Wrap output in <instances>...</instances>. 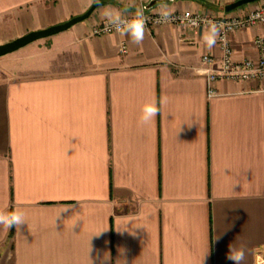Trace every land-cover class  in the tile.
Listing matches in <instances>:
<instances>
[{"label":"crops","instance_id":"crops-1","mask_svg":"<svg viewBox=\"0 0 264 264\" xmlns=\"http://www.w3.org/2000/svg\"><path fill=\"white\" fill-rule=\"evenodd\" d=\"M99 1L0 57V211L26 216L20 231L0 226V264H232L230 247L264 264V80L223 79L212 94L202 57L222 50L209 28L146 27L140 45L92 34L106 7L222 15L236 0ZM93 3L0 0V43ZM258 35L264 24L232 34L236 59L258 58ZM152 100L160 113L141 126ZM65 204L73 229L71 213L54 225Z\"/></svg>","mask_w":264,"mask_h":264},{"label":"built area","instance_id":"built-area-1","mask_svg":"<svg viewBox=\"0 0 264 264\" xmlns=\"http://www.w3.org/2000/svg\"><path fill=\"white\" fill-rule=\"evenodd\" d=\"M142 4L149 0H140ZM170 13L167 20L162 19L161 11L143 12L146 21V27L150 28L156 25L177 24L186 25L195 28H209L211 23H215L219 28L217 37L218 44L221 47L222 55L220 60L211 53L204 54L202 57L204 70L210 82V92L217 93L216 83L220 80L246 81L251 79L264 80V36L258 35L254 39V45L259 51L258 58L247 57L236 59L232 44V34L240 29L264 24V1L251 3L245 15H238L234 12H227L222 15H216L209 11L194 10H166ZM136 16L134 13H124L125 19H132ZM117 32L109 26L106 20L97 23L93 29V35H106ZM120 51L126 53L128 46L122 43Z\"/></svg>","mask_w":264,"mask_h":264},{"label":"clouds","instance_id":"clouds-1","mask_svg":"<svg viewBox=\"0 0 264 264\" xmlns=\"http://www.w3.org/2000/svg\"><path fill=\"white\" fill-rule=\"evenodd\" d=\"M94 2L98 3L99 0H94ZM160 15L162 19L167 20L170 13L166 10H162ZM102 17L106 20L107 24L114 28L118 33L129 37L132 43L136 45L143 43L146 30V21L141 11H137L134 18L125 19L118 11H114L106 7L102 11ZM219 31L220 28L215 23L210 24L209 30L204 37L209 48L215 45ZM163 102V100L160 101L161 104ZM141 113L142 114L138 123L141 126L148 125L149 123L153 122L160 113V107L157 105L155 100H152L143 105ZM69 213H71V215H68ZM65 215H68L67 220L71 221L72 229L77 225L78 221H81L79 214L75 212V205L65 204L56 214L54 225L57 221L63 220ZM25 224L26 216L24 212L20 210H13L11 212L0 211V226H3L5 229L11 230L15 228L17 231H20ZM204 259L205 256L203 257L202 264H204ZM226 259L231 261L232 264H244L245 251L242 248L238 249L230 247L226 254Z\"/></svg>","mask_w":264,"mask_h":264},{"label":"water","instance_id":"water-1","mask_svg":"<svg viewBox=\"0 0 264 264\" xmlns=\"http://www.w3.org/2000/svg\"><path fill=\"white\" fill-rule=\"evenodd\" d=\"M257 0H236L230 4L227 5L226 10L228 12L233 11L234 9H236L237 7L244 5V4H248V3H252L255 2ZM155 1L151 0L149 2V4L147 5L148 8H151L154 5ZM100 4V1L97 3H93V5H91V7L85 11L84 13L80 14V15H76L74 17H72L71 19L55 24V25H51L49 27L43 28V29H38V30H32L29 31L28 33L21 35L11 41H7L5 43H0V57L9 53H12L36 40L57 34L61 31H64L68 28H70L71 26H73L74 24L85 20L86 18H88L92 12L95 10V8Z\"/></svg>","mask_w":264,"mask_h":264},{"label":"rangeland","instance_id":"rangeland-1","mask_svg":"<svg viewBox=\"0 0 264 264\" xmlns=\"http://www.w3.org/2000/svg\"><path fill=\"white\" fill-rule=\"evenodd\" d=\"M246 4H244V5H241V6H239L238 8H241V7H243V6H245Z\"/></svg>","mask_w":264,"mask_h":264}]
</instances>
